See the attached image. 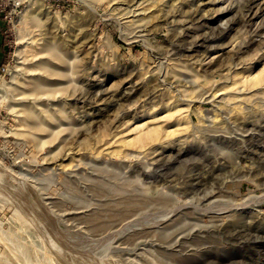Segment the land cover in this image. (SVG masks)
Listing matches in <instances>:
<instances>
[{
  "label": "rangeland",
  "instance_id": "374dc122",
  "mask_svg": "<svg viewBox=\"0 0 264 264\" xmlns=\"http://www.w3.org/2000/svg\"><path fill=\"white\" fill-rule=\"evenodd\" d=\"M218 1L0 0V264H264V0Z\"/></svg>",
  "mask_w": 264,
  "mask_h": 264
},
{
  "label": "bare ground",
  "instance_id": "6f19581e",
  "mask_svg": "<svg viewBox=\"0 0 264 264\" xmlns=\"http://www.w3.org/2000/svg\"><path fill=\"white\" fill-rule=\"evenodd\" d=\"M99 2H105V5H106V3L108 4V5H110V3L111 2H113V1H116V0H98ZM149 1V0H148ZM152 1V0H151ZM196 1V0H195ZM214 1V0H213ZM216 1H218V0H216ZM239 0H235V2H238ZM243 1V0H242ZM249 1V0H248ZM253 1V0H252ZM178 2V1H177ZM184 2V1H183ZM208 2V1H207ZM210 2H211V0H210ZM219 2V1H218ZM246 2V1H245ZM250 2V1H249ZM257 2V1H256ZM165 3V2H164ZM179 3V2H178ZM197 3V2H196ZM212 3V2H211ZM228 3H229V1H228ZM234 3V2H233ZM240 3H241V0H240ZM243 3V2H242ZM89 4V3H88ZM193 4V3H192ZM208 4V3H207ZM206 4V5H207ZM214 4V3H213ZM216 4H217V2H216ZM227 4V3H226ZM236 4V3H235ZM238 4V3H237ZM173 5V4H172ZM198 5H199V3H198ZM218 5V4H217ZM228 5V4H227ZM227 5H225V7L227 6ZM238 5H240V7H241V4H238ZM255 5V4H254ZM89 6V5H88ZM194 6H195V4H194ZM203 6H205V4L203 5ZM202 6V7H203ZM209 6V5H208ZM211 6V5H210ZM215 6V5H214ZM253 6V5H252ZM110 7V6H109ZM139 7V6H138ZM201 7V6H200ZM201 7V8H202ZM238 7V6H237ZM132 8V7H131ZM197 8H199V6L197 7ZM239 8V7H238ZM251 8L252 7H250L249 5H248V3L246 4V5H244L243 4V6L241 7V9H240V11H241V13L243 14V17H245L246 19L250 16V13H251ZM195 9H196V7H195ZM206 9V8H205ZM219 9V8H218ZM235 9H237V8H235ZM234 9V10H235ZM92 10V9H91ZM118 10V9H117ZM204 10V9H203ZM202 10V11H203ZM208 10V9H207ZM229 10H231V7H226V8H224V9H221L219 12H220V14H218V15H223V13H225L226 14V12H228ZM253 10V9H252ZM201 11V10H200ZM206 11V10H205ZM218 11H216L217 13H218ZM236 11H238V10H236ZM215 12V13H216ZM189 13V12H188ZM200 13V12H199ZM199 13H198V15H199ZM203 13V12H202ZM205 13V12H204ZM213 13V12H212ZM240 13V12H239ZM187 15V14H186ZM185 15V16H186ZM201 15H203L204 16V14H201ZM252 15V14H251ZM190 16V15H189ZM241 15H239V17H240ZM193 17V16H192ZM199 18V17H198ZM202 18V17H201ZM97 19V18H96ZM187 19V18H186ZM217 19H219V18H217ZM249 19V18H248ZM247 19V20H248ZM251 19V18H250ZM187 20H189V19H187ZM198 20V19H197ZM200 20V19H199ZM203 20V19H202ZM213 20V19H212ZM239 20V19H238ZM196 21V20H195ZM207 21V20H206ZM220 21V20H219ZM96 22V21H95ZM189 22V21H188ZM191 22V21H190ZM204 22V21H203ZM211 22V21H210ZM232 22H234V21H232ZM249 22V21H248ZM79 23V22H78ZM77 23V24H78ZM201 23V22H200ZM80 24V23H79ZM183 24H184V22H183ZM193 24V23H192ZM198 24V23H197ZM223 24H225V23H223ZM228 24V23H227ZM242 24V23H241ZM230 25V24H229ZM245 25V24H244ZM243 25V26H244ZM247 25V24H246ZM202 26V25H201ZM227 27V26H226ZM93 28V27H92ZM222 28V27H221ZM224 28V27H223ZM225 31H226V29H225ZM86 34V33H85ZM84 34V35H85ZM90 34L88 33V36H89ZM79 38V37H78ZM79 39H81V38H79ZM89 39V38H88ZM73 40V39H72ZM77 40V39H76ZM86 40V39H85ZM78 41V40H77ZM76 41V42H77ZM73 42V41H72ZM80 43H82V42H80ZM83 43H85V42H83ZM82 43V44H83ZM79 45V44H78ZM88 45V44H87ZM261 45V44H260ZM83 46V45H82ZM55 47V46H54ZM64 47V46H63ZM84 47V46H83ZM260 47H263V45L262 46H260ZM49 49V48H48ZM54 48H52V50H53ZM65 52H63V55H64V57L65 58H67V59H64L63 60V69L66 71V70H68L69 71V69L71 68L70 67V62H69V54H68V52H67V47H65V50H64ZM51 52H53V51H51ZM263 54H264V52H263ZM62 55V56H63ZM258 57V56H257ZM256 57V58H257ZM262 57V56H261ZM50 58L51 59H54V60H59V59H61V57H58V55H56V53L55 54H53L52 53V55H50ZM164 59V58H163ZM259 59H261V58H259ZM262 59H264V58H262ZM261 59V60H262ZM256 60V59H255ZM259 62V61H258ZM250 63V62H249ZM162 65V64H161ZM168 65H170V64H168ZM168 65H167V67H168ZM202 65V64H201ZM202 67H203V65H202ZM264 67V66H263ZM262 67V68H263ZM253 68V67H252ZM262 68H260L261 69V71L259 72V73H257L256 75H254V76H250V77H245V78H242V79H240V83H241V85L243 86V87H245V89L248 87V88H252V87H255V86H258V84L259 83H262V80L264 79V68L262 69ZM168 69V68H167ZM251 69V68H250ZM259 69V70H260ZM173 70H174V67H173ZM258 70V71H259ZM167 71V70H166ZM225 74V73H224ZM63 76V75H62ZM246 76H249V75H246ZM64 77V79H65V77H67L66 75L65 76H63ZM69 77V76H68ZM58 79H61V77H59L58 76ZM161 79V78H160ZM62 80H63V78H62ZM66 81H68V79L66 80ZM163 81V80H162ZM160 83H161V81H160ZM239 83V84H240ZM238 84V83H237ZM263 85H264V82L262 83ZM167 85V84H166ZM165 85V86H166ZM161 86V85H160ZM262 86V85H261ZM243 87H242V89H243ZM260 87V86H259ZM264 87V86H263ZM230 88V87H229ZM247 88V89H248ZM256 88V87H255ZM258 88V87H257ZM245 89H244V91H245ZM246 89V90H247ZM241 90V89H240ZM10 91V90H9ZM242 91V90H241ZM243 91V92H244ZM263 91V90H262ZM113 93V92H112ZM240 93H242V92H240ZM246 93V92H245ZM28 95V94H27ZM209 96V95H208ZM27 97H29V96H27ZM58 97V96H57ZM217 97V96H216ZM215 97V98H216ZM33 98V97H32ZM43 98V97H42ZM205 98V97H204ZM179 100V99H178ZM182 100V99H181ZM211 100H213V99H210V101ZM202 101V100H201ZM82 103V102H81ZM211 104V103H210ZM31 111V110H30ZM32 114H33V112H32ZM184 114V113H183ZM143 115V114H142ZM141 115V116H142ZM150 115H152V116H150ZM170 115V114H169ZM181 115V114H180ZM33 116H35L34 114H33ZM144 116H147V117H149V118H151V119H149L148 120V122H145V123H142V124H137L131 131L132 132H134V136H133V139H131L126 145L127 146H129V143L131 144V142H133V144L134 143H136V144H143V143H145V142H149V141H151V140H155V139H157V141L161 138L162 139V137L163 136H166V135H168V130L166 131V128H165V131L166 132H164V131H162L161 130V128H160V126H156V124L155 125H153L152 127H150V128H148V129H145V126H146V123L148 124V123H151V122H153V120H154V116H155V114L153 115V113H149V112H146L145 114H144ZM36 117V116H35ZM175 117H177V116H175ZM33 119V118H32ZM38 119V118H37ZM136 119H137V116H136ZM140 119V118H139ZM170 119H171V117H170ZM175 119V118H174ZM159 120H161V118L159 119ZM39 121H41L40 119H39ZM175 121V120H174ZM38 122V121H37ZM167 122V121H166ZM161 123V122H160ZM159 123V124H160ZM171 123V122H170ZM153 124V123H152ZM162 124V123H161ZM176 125H177V123H176ZM170 126V125H169ZM162 127V126H161ZM173 127H175V126H173ZM179 127V126H178ZM35 128V127H34ZM39 128V127H38ZM164 128V127H163ZM173 129V128H172ZM171 129V127H170V130H172ZM36 130H38V129H36ZM176 131V130H175ZM170 134V133H169ZM175 134H178V133H175ZM170 136V135H169ZM172 136V135H171ZM167 137V136H166ZM124 138V137H123ZM120 139V138H119ZM126 139V138H125ZM125 139H123V142H124V140ZM163 139H165V137H163ZM120 140H122V138L120 139ZM126 140H128V139H126ZM166 140V139H165ZM161 141V140H160ZM151 142H153V141H151ZM150 142V143H151ZM155 142V141H154ZM163 142H165V141H163ZM149 144V143H148ZM145 145V144H144ZM136 147V146H135ZM161 152V151H160ZM117 233H119L118 231H117ZM30 260V259H29ZM31 264V263H30ZM36 264V263H35Z\"/></svg>",
  "mask_w": 264,
  "mask_h": 264
},
{
  "label": "trees",
  "instance_id": "16d2710c",
  "mask_svg": "<svg viewBox=\"0 0 264 264\" xmlns=\"http://www.w3.org/2000/svg\"><path fill=\"white\" fill-rule=\"evenodd\" d=\"M3 61H4V60H3ZM3 61H2V62H3Z\"/></svg>",
  "mask_w": 264,
  "mask_h": 264
}]
</instances>
